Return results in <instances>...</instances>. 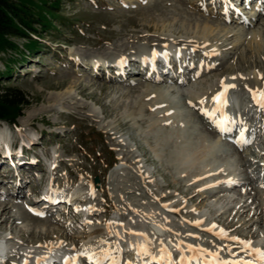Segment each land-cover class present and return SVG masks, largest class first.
Listing matches in <instances>:
<instances>
[{
    "label": "rangeland",
    "instance_id": "374dc122",
    "mask_svg": "<svg viewBox=\"0 0 264 264\" xmlns=\"http://www.w3.org/2000/svg\"><path fill=\"white\" fill-rule=\"evenodd\" d=\"M59 1L55 16L62 19L45 12L51 20L49 25L39 29V35L30 34L37 43L35 49L25 48L28 39L12 37L19 49L0 52V71L9 65V59L15 65L0 84L19 89L27 100L15 108L13 118H0V203L10 204V221L17 219L14 228L0 224V238L10 264H18L19 257L25 264V254L29 264L49 247L59 246L67 258H75V264H87L82 253L89 258L104 246L103 251L117 252L106 255L103 264H125L137 254L134 243L140 238L136 230L144 233L139 242L157 251L171 247L172 237L177 235L182 243L198 251L215 253L219 258H239L240 252H235L239 254L236 257L231 251L236 248L218 235L221 231L239 240L261 239L258 249L264 250V222H260L264 221V203L258 195V191H264V131L253 137V144L243 153L235 148V143L221 137L232 153L233 163L230 168L217 171V175L237 172L242 178L231 191L223 190L222 185L215 183L202 186L203 177H188L176 168L170 156L174 142L171 139L161 143L171 131L165 109L145 112L127 107L135 102L137 89L148 82L141 73H132L139 68L136 47L140 43L149 47L161 45L166 41L160 42L157 37L164 33L174 41H185L183 49L194 61L202 56L203 48L211 49L209 60L203 59L205 64L219 66L210 72L229 69L225 75L235 82L234 105H245L249 95L264 89V0H256L248 8L243 7V0ZM162 1L171 4L162 13L164 22L172 25L169 30L154 28L136 41L118 36L123 31L140 29L141 22H158L157 9ZM175 7L190 14L191 28L187 32L180 27L183 18ZM242 7L244 12L240 11ZM205 20L220 22L222 28L202 35L194 22ZM34 27L40 28L38 24ZM242 29L260 30L262 40L255 42L248 35L239 36ZM111 54L130 55L133 70L122 73L114 62H107L104 68L103 63L89 62V58ZM176 65L167 73H160L168 78L167 74L176 71ZM91 67H97L96 71ZM209 67L204 69L208 72L192 76L191 80V70H187L189 75L175 72L174 76L185 78V85L162 81L157 72L154 76L169 89L179 91L186 118L195 119L200 131L209 127L196 116L197 108L201 111L199 95H187L186 90L203 82L210 74ZM73 80H77V85L69 87ZM214 89L215 86L202 90V96ZM124 91L130 95H121ZM233 108L231 105L228 109L234 111ZM238 108L236 112L245 121L244 107ZM259 122L264 126V108L254 111L245 125L250 128ZM151 123L159 130H150ZM1 138L13 142L15 148L1 147ZM9 151L13 156L5 154ZM222 155L226 153L222 151ZM41 157L45 160L40 161ZM206 188L211 191L207 196L202 193ZM43 190L55 192L59 199L49 206V213L42 208L41 219L37 220L30 217L34 213L29 207L41 206L42 202L35 198ZM82 199L85 201L79 202ZM245 199L248 210L237 213L232 208L233 201L237 200L240 206ZM216 202H223L226 207L216 208ZM248 217L252 218L246 223H253L249 226L245 225ZM205 218L210 228L201 225ZM225 219L231 220L227 226L222 224ZM246 230L256 233L247 237ZM151 249L149 253H153ZM103 255L101 259L105 258Z\"/></svg>",
    "mask_w": 264,
    "mask_h": 264
},
{
    "label": "bare ground",
    "instance_id": "6f19581e",
    "mask_svg": "<svg viewBox=\"0 0 264 264\" xmlns=\"http://www.w3.org/2000/svg\"><path fill=\"white\" fill-rule=\"evenodd\" d=\"M159 6H160L159 8L157 7L158 8L157 11L160 12V17L157 20L158 22H155V21L149 22L148 20H147L148 22H141V24H140L141 28L140 29L139 28L137 29L136 28L137 26H134L136 29H133L130 31H123V32L119 33L118 36L119 37H125L131 41H136V40H138L144 36L145 31L152 30L154 28L155 29L161 28L162 31L169 30V27H172V25L169 22H164V16L165 15H163L162 13H165V11H167L168 8L171 7V4L167 1H162V2H160ZM175 9L178 12V14H180L181 17L183 18L180 21L181 29L183 31L187 32L191 28L190 14L186 10H183L182 8L175 7ZM225 11L226 10H223V12H225ZM172 21L174 22L175 20H172ZM220 24H221L220 22L216 23V22L209 21V20L195 21L194 22L195 28L197 30H199L202 35L206 34L207 32L213 31L214 28L219 27L221 29L222 25H220ZM241 35H248L255 42H259L262 40V33L260 30L242 29L239 31V36H241ZM157 38H158L157 40L160 42H164V41H166V42L162 43L161 45H158V46L156 45L153 47H149L143 43H140L136 47L137 57H139V59H140V60L138 59V64H139L138 67L139 68H137V69L140 72L142 70L143 65L146 68H149V71H147V72H144V71L140 72L142 74V77L148 82L146 84H144L143 87L137 89V91L134 95L135 102L133 104H128L127 107H129V106L138 107L139 109H143L145 112H151L153 109H157V108L165 109L166 115H167L166 117L170 121L171 131L169 132V134H167L161 140L162 141L161 143L169 142V140H171V139L174 142L175 145L171 150L170 156H173V163L176 166V168L181 172H186L188 177H192V175H195L199 178L203 177L204 181H203L202 186L205 184L210 185L213 183H215V185H217L220 182L221 185L223 186V190L231 191L237 185L236 183L238 182L239 177H240L239 173L228 172L226 174L221 173V175H217V173H216L217 171H218V173H220L221 171L230 168V166L233 163L232 155H227V153H226V155L223 156L221 154L222 151L226 147H228V145L222 141V138H221L222 134L215 135L210 128L208 129L209 131L206 129H204L202 131L198 130L195 126V122H196L195 119L188 120L186 118L185 108L181 104V97H180L179 91L169 89L167 86H165L164 84L161 83L160 79H157L154 77L156 75V72L160 73V72L164 71L163 73H167L169 71L168 68L171 69L172 65L173 64L176 65V62H177L176 71L174 70L173 73L167 74V77L168 78L174 77V78L178 79L179 82L184 81L185 80L184 77L178 78V77L174 76V73L180 72L179 74L183 75L181 73H184L187 69H191V66L193 64H195V61L188 58L189 56H188L187 52L184 51L182 45L185 43V41L184 42L182 40L174 41L166 33L158 36ZM151 41H153V39ZM153 50H155L156 52H159V53L167 52L168 56L166 59L162 58V57H156L154 63L151 59L146 60L145 58L152 56ZM204 53L207 54L206 57L208 59L209 55L211 54V49L203 48V50H201L200 54H204ZM199 59H200L199 63H201L203 60V57L199 58ZM122 60H126V63H121ZM131 60L132 59H131L130 55H127V54H114V55L111 54L108 57L107 56L106 57L105 56H98V57H95L93 59L89 58V62L92 64L93 63L94 64L103 63V68L106 67L107 62H109V61L114 62L115 64H117L122 69V73H126V72H129L130 70H133V67H132L133 65L131 64ZM205 66L209 67L210 64L207 63ZM85 67L87 68L88 65ZM218 67L219 66L214 65V64L211 65V67L208 68L209 72L214 70L215 68L218 69ZM108 68L109 67H107L106 69H108ZM91 69L93 72H95L97 67H94V68L91 67ZM228 70L229 69H224L222 71L218 70V71L210 72V74L208 73V75H206V77H205L206 80L204 79L203 82L196 84L195 86H193V88L187 89L186 92H187V95H192V96L199 95V100L201 103V111L200 112H202L203 115H205V116L208 115L209 118H213L211 120V124L216 129L218 128L216 122L218 120H224L225 125L228 128V132H229L230 128H232L234 125L233 123L235 121L241 120V116H242L239 113H237V112L234 113L233 110L228 109L229 106H231V103H229V100H227L228 96L233 97L234 100L232 101V103H233V105L235 104L236 99H235L234 93L232 91L233 89L232 88L227 89V91L225 93V96H227L225 105H218L217 102L213 100V97L217 96L218 93L225 91V89L223 87L224 84L235 85L233 77H230L229 75H225L226 74L225 72ZM203 72H208V71L201 70L199 74H203ZM202 83H203V86H202ZM176 84H178V82H176ZM76 85H77V80H73L70 82L69 87H73ZM213 86H215V89L212 93L208 94L207 96H202V94H203L202 90H204V92H205V90H207L210 87L212 88ZM81 92L84 93V90H81ZM261 92H264L263 88L253 96L255 99V100H253V102L254 101L255 102L252 105H250V102H248V101L245 102L246 106L244 105L245 107H244V111L242 114L248 116V118L246 117V120L247 119L249 120V118L252 117V115L254 114V111L264 108V105L261 104L260 98H259V93H261ZM121 95L129 96L130 93H129V91H124V92H121ZM253 97H252V99H253ZM52 99L57 100L58 97L53 96ZM160 106H162V107H160ZM261 106H263V107L259 108ZM81 107H84V104H81ZM152 120L154 122V119H152ZM153 124L154 123L150 124L151 126L149 127V129L152 131L159 130V128L156 126L154 127ZM31 125L33 126V123ZM151 127H153V128H151ZM1 130H3V129H1ZM223 132H225V131H223ZM240 132H241V130H239L238 139L240 138ZM237 140H235V142L233 141V143H237L236 142ZM2 142H4V141L1 138V143ZM5 143H7V142H5ZM5 148H7V146H5ZM5 154L10 155V153H8V152ZM215 179L217 180L216 182H215ZM230 181H236V183H230ZM232 184H234V185L231 186ZM207 189L208 188H206V190L203 189V192H202L206 196L208 195L207 193L211 192L210 190H207ZM21 191L22 190H20L19 192H21ZM258 192H259L258 195L262 199V203H264V191L260 190ZM202 197H203V195L201 194V198ZM199 202L201 203V200ZM246 202H247V199L243 200V202L240 204V206H238L239 202L237 200L233 201L234 207L232 206V208L234 210L236 209L237 213L243 214L245 211L248 210V209H245V206L248 205V203H247V205L245 204ZM50 205H51V203L47 202L45 204V207H49ZM213 205L216 208L226 207V205H224L223 202H216ZM0 208H1L0 209V217H2V218H0V220H1L0 224L9 225L10 228L17 227L15 225L16 221H17L16 218H13L12 221H10V217H11L9 215L10 204L8 202H2V203H0ZM29 208H30L31 213H34L30 217H33L34 219L40 220L41 214H39V213H43V210L41 208H36L35 206H30ZM254 212H256V211L254 210L253 213H250L251 214L250 216H253ZM85 213H87V212H84L83 215H86ZM198 218L202 220V218H200V217H198ZM251 218L252 217H250V218L248 217V219L245 221V225L249 226V225L253 224V223H250V224L246 223L249 220L251 221ZM227 221L230 223L231 220H229V219L222 220V224L226 225L228 223ZM202 222L203 223L201 225L209 226V228H210V224L206 220V218ZM260 222L263 223L264 221H260ZM230 226L231 225H229V227ZM156 228H158V227H156ZM231 231H232V229H231ZM246 231L247 232H246L245 236H247V237H250V236H252L253 233L254 234L256 233L255 230H253V231L246 230ZM140 233H142L143 235H139ZM224 233H225V235L223 237L227 241V244H229V246H231V248H236V250H231L232 253L234 252V254H235L236 251L238 253L240 252L239 258H241V260H244V261L251 260L254 262V264H258V262H257L258 256L255 253H252L248 250H245V247L240 243V241H250L252 248H258V246L260 247V245L262 243L261 239H258V240H250V239L233 240L232 238H230L233 235H231L227 232H224ZM136 236H138L140 238V239H138V242L134 243L135 245H137L136 246L137 248L134 246V248L137 249V254L131 256L129 261L126 262L125 264H168L169 256H170V259L173 257H176L175 259L173 258L172 263H174L173 261H175L179 264H205V263L206 264H221V261H228L229 264H232V262L234 261V259L229 258V257L225 258V256H221L220 257L221 259L217 260V258H215L216 255L214 256L213 254H210V253L198 251V250L194 249L192 246H189L190 244L188 245V244L182 243V240L177 235H173L172 241L170 243L171 247H168V248L164 247L166 249V252L163 249L159 250L160 252H163L162 254L166 255V257H168V259L166 261H158L160 259L151 261V260H149V257L150 256L152 258L155 257V255H153V254H156L155 253L156 251H153V253H149V255L147 257L140 254L139 253V246L142 244L139 241H142L141 237H144V233L141 230H139V231L136 230ZM1 245L2 246L4 245L3 239H0V246ZM174 246H177L178 250H176ZM51 249L52 248L49 247V249L46 251L47 253L45 252L44 254H42L41 257L36 258V260L32 261L29 264H42V263H44L45 258H46V256H48V253L51 251ZM56 249H57V247H56ZM58 249H62V247L59 246ZM237 249H240V250H237ZM4 251H6L4 248H2V250H0V252H4ZM60 251L63 254V256H61V258H59L60 263H61V261H63L66 264V260H71L73 258V257L67 258L65 256V250L64 249H62ZM242 251H245V253L243 254ZM116 252L117 251H113L112 253H116ZM239 254H235V256L237 257V256H239ZM249 254H251L252 257L248 256ZM24 256H25L24 257L25 260H22V262L23 261L25 262L27 259L26 257H28L27 254H25ZM183 257H186V259H184ZM193 257L195 259H193ZM73 264H75V260H74Z\"/></svg>",
    "mask_w": 264,
    "mask_h": 264
},
{
    "label": "trees",
    "instance_id": "16d2710c",
    "mask_svg": "<svg viewBox=\"0 0 264 264\" xmlns=\"http://www.w3.org/2000/svg\"><path fill=\"white\" fill-rule=\"evenodd\" d=\"M59 2V0H0V52L19 49L12 41V37L28 39L29 44H26L25 48L35 49L37 43L30 34L39 35V29L49 25L51 20L45 16V12L62 19L61 16H55L56 11H59L55 10ZM34 24H38L40 28H35ZM9 62L5 70L0 71V83L15 68L12 59H9ZM26 102L24 93L19 89L0 84V118H13L17 113L13 112L15 108L18 109Z\"/></svg>",
    "mask_w": 264,
    "mask_h": 264
},
{
    "label": "snow or ice",
    "instance_id": "6c2138e0",
    "mask_svg": "<svg viewBox=\"0 0 264 264\" xmlns=\"http://www.w3.org/2000/svg\"><path fill=\"white\" fill-rule=\"evenodd\" d=\"M168 53L164 52V53H159L156 52L155 50H153L152 56L145 58L146 60L151 59L154 63L155 58L156 57H162V58H167ZM121 63H126V60H122ZM223 83V82H222ZM225 91L218 93L217 96L213 97V100L217 102L218 105H225L226 104V99H225V93L227 91V89L233 88L235 87V85L232 84H224L223 85ZM259 98H260V102L262 105H264V92L259 93ZM190 105L192 104V101L188 102ZM162 107V106H160ZM217 127L221 130V131H228V128L225 125V121L224 120H218L216 122ZM238 144H244V143H248V138L245 136L244 131L242 130L240 133V138L236 141ZM230 183H236V181H230ZM165 207H167L165 205ZM39 214H43V213H39ZM139 235H143L142 233H140ZM218 235H220L221 237H223L225 235V233L223 231H221L220 233H218ZM233 240H239L238 237H232ZM240 243L245 247V250H248L252 253H255L258 257L259 260L261 262H264V250L258 249V248H252L251 247V242L250 241H240ZM166 252V249L164 250ZM139 253L142 255H148V248L146 245H140L139 246ZM82 255H87L82 253ZM213 255L215 256L216 254L213 253ZM218 258V257H217ZM75 258H72L71 260H66V264H73ZM89 259H91V257H89ZM163 259V258H162ZM169 261L170 264H172L170 256H169ZM25 264H28L27 261H25ZM113 264H116V262L114 261ZM221 264H229L228 261H221ZM232 264H254L253 261L249 260V261H244V260H237V261H233Z\"/></svg>",
    "mask_w": 264,
    "mask_h": 264
}]
</instances>
